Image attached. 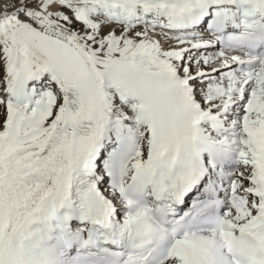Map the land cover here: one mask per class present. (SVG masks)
<instances>
[{
    "label": "snow or ice",
    "instance_id": "6c2138e0",
    "mask_svg": "<svg viewBox=\"0 0 264 264\" xmlns=\"http://www.w3.org/2000/svg\"><path fill=\"white\" fill-rule=\"evenodd\" d=\"M0 264H264V0H0Z\"/></svg>",
    "mask_w": 264,
    "mask_h": 264
}]
</instances>
